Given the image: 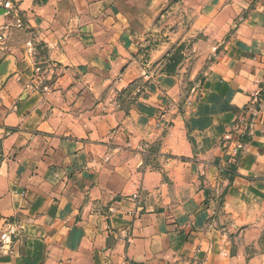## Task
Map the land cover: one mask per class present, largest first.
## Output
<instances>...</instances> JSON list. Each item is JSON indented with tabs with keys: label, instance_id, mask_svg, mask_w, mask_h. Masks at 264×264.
I'll return each instance as SVG.
<instances>
[{
	"label": "crops",
	"instance_id": "obj_1",
	"mask_svg": "<svg viewBox=\"0 0 264 264\" xmlns=\"http://www.w3.org/2000/svg\"><path fill=\"white\" fill-rule=\"evenodd\" d=\"M15 2L0 264H264V0Z\"/></svg>",
	"mask_w": 264,
	"mask_h": 264
},
{
	"label": "built area",
	"instance_id": "obj_2",
	"mask_svg": "<svg viewBox=\"0 0 264 264\" xmlns=\"http://www.w3.org/2000/svg\"><path fill=\"white\" fill-rule=\"evenodd\" d=\"M23 25L21 9L15 0H0V58L5 57L10 50L12 33L20 31Z\"/></svg>",
	"mask_w": 264,
	"mask_h": 264
},
{
	"label": "water",
	"instance_id": "obj_3",
	"mask_svg": "<svg viewBox=\"0 0 264 264\" xmlns=\"http://www.w3.org/2000/svg\"><path fill=\"white\" fill-rule=\"evenodd\" d=\"M8 61L4 60L1 64H0V74H3L5 72V67L7 65Z\"/></svg>",
	"mask_w": 264,
	"mask_h": 264
}]
</instances>
